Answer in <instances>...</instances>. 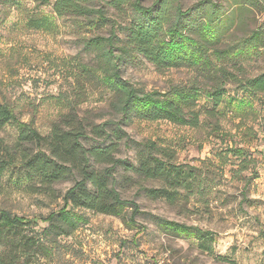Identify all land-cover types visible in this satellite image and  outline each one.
I'll use <instances>...</instances> for the list:
<instances>
[{
	"label": "trees",
	"instance_id": "obj_1",
	"mask_svg": "<svg viewBox=\"0 0 264 264\" xmlns=\"http://www.w3.org/2000/svg\"><path fill=\"white\" fill-rule=\"evenodd\" d=\"M262 1L199 0L185 8L180 0H155L150 6L142 0H55V18L75 19L90 31L108 25L109 34L96 33L84 39L94 64L76 61L78 70L71 75L77 87L72 96H59L61 110L47 134L33 121H22L17 107L0 101V132L10 124L18 129L13 140L0 138V179L8 176L7 183H0V196L16 190L51 202L63 201L60 208L34 218L0 208V264H35L43 254L52 252L59 238L79 229L82 210L121 216L130 208L128 222L137 225L136 218L143 211L135 200L123 198L118 189L115 172L121 166L135 174L134 181L156 184L141 186L153 200L175 203L194 195L202 185L199 168L179 163L176 150L170 146L133 140L123 123L167 120L199 128L203 115L216 117L220 113L228 84H235L237 92L252 100L264 93V71L248 75L240 59L252 55L253 50L264 53V29H248L249 13L262 7ZM43 3L50 4V0ZM26 25L46 32L58 27L46 14L29 18ZM237 30L245 35L232 39ZM135 58L145 59L158 70L185 67L193 76L164 92L146 90L122 75V64ZM86 80L106 87L115 117L97 123L81 115ZM203 96L213 103L205 111L198 108ZM94 139L98 141L91 146L84 142ZM122 145L135 151V161L118 156ZM226 151L241 158L240 164L256 163L252 152L244 147L232 145ZM69 181L74 184L60 193L57 186ZM154 219L160 229L193 238L201 252L214 255L213 231L161 217ZM40 222L45 226L37 230ZM217 259L227 260L223 256Z\"/></svg>",
	"mask_w": 264,
	"mask_h": 264
},
{
	"label": "rangeland",
	"instance_id": "obj_2",
	"mask_svg": "<svg viewBox=\"0 0 264 264\" xmlns=\"http://www.w3.org/2000/svg\"><path fill=\"white\" fill-rule=\"evenodd\" d=\"M142 1L150 6L155 0ZM180 1L186 8L199 0ZM43 2L0 0V101L17 107L22 121H33L47 134L61 110L59 96H72L77 87L71 75L78 70L76 61L94 64V55L85 50L84 39L96 33L106 36L110 27L90 31L75 19L55 18V0ZM262 7L252 8L248 29H264ZM40 14L51 16L57 29L46 32L28 28L27 20ZM243 35L242 30H237L232 39ZM240 59L248 75L264 71L262 51L253 50L252 55ZM121 69L123 77L136 86L163 92L193 76L185 67L158 70L143 58L127 61ZM85 86L87 95L81 104V115L97 123L115 117L106 87L96 80H86ZM227 88L220 113L216 117L203 115L199 128L167 120L123 123L133 140H153L170 146L176 150L179 163L199 168L202 185L192 197L175 203L153 200L141 186L156 184L134 181L135 174L121 166L115 172L118 189L123 198L135 200L143 211L136 218L137 225L128 222L130 208L121 216L82 210L79 229L69 237L59 238L55 246L49 245L53 246L52 252L43 254L35 264H264V93L252 100L237 92L235 84ZM212 107L206 96L198 103L201 111ZM17 131V126L10 124L0 132V138L11 141ZM96 141L84 142L91 146ZM232 145L252 152L256 163L240 164L241 158L226 151ZM118 156L135 161V151L124 145ZM7 182V175L0 179V183ZM73 184L74 181L65 182L57 189L63 194ZM62 205V199L51 202L16 190L0 196V208L29 218L46 216ZM154 216L213 231L214 255L201 252L193 238L160 229ZM42 226L45 224L40 222L37 230Z\"/></svg>",
	"mask_w": 264,
	"mask_h": 264
}]
</instances>
